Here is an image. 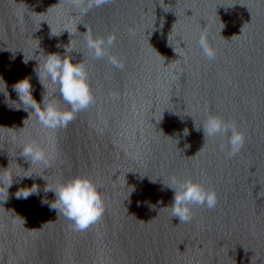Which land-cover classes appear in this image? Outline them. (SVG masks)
Masks as SVG:
<instances>
[{
  "label": "water",
  "instance_id": "1",
  "mask_svg": "<svg viewBox=\"0 0 264 264\" xmlns=\"http://www.w3.org/2000/svg\"><path fill=\"white\" fill-rule=\"evenodd\" d=\"M87 4L0 0V264H264V0H106L82 12ZM109 36L107 54L94 57L86 40ZM68 43L93 103L65 127L44 128L12 85L28 77L39 103L54 86L43 90L36 62L23 58L41 60L42 49L63 56ZM210 114L243 133L234 155L221 148L226 136L197 130ZM29 142L47 168L20 156ZM25 169L49 187L89 177L102 216L74 230L41 203L55 197L40 177H13L6 191L8 174ZM170 177L213 190L215 207L190 205L191 219L179 222L162 185ZM33 183L38 195L16 198Z\"/></svg>",
  "mask_w": 264,
  "mask_h": 264
},
{
  "label": "clouds",
  "instance_id": "2",
  "mask_svg": "<svg viewBox=\"0 0 264 264\" xmlns=\"http://www.w3.org/2000/svg\"><path fill=\"white\" fill-rule=\"evenodd\" d=\"M105 2L106 0H88L87 8L82 9V12H86L92 7H99ZM60 34L61 32L51 35L58 36ZM113 40V36H109L106 39L88 38L86 46L94 57L101 58L107 54V48L112 45ZM69 43L63 46V56L58 52L46 53L42 49L41 60H25L23 58L22 62L25 64L29 60L36 62L33 71L43 90L46 89L45 82L54 86L50 92H47V95L41 94L39 103L33 98L32 85L28 77L19 79L12 85V89L17 94L19 100L18 104L25 105L27 110L25 108L22 109L27 112L31 109L30 111L34 113L38 122L44 128L55 129L57 127H65L75 118L77 113L93 103V96L87 83L85 66L83 63H74L72 61L69 54L73 51L68 47ZM198 43L203 55L208 59H212L215 52L208 46L204 36L200 37ZM57 47H60V45H57ZM40 50L41 48L39 47L36 51L39 52ZM110 59L116 66H120L114 58ZM0 84L3 85L4 89L0 93H7L6 84L2 77H0ZM57 92L68 106L66 109H61L56 102L55 97ZM197 130H202L203 137L226 136V145L222 143L221 148L223 149L227 146L229 156L238 152L244 143V135L236 128L235 124L231 121H225L217 115H208L201 128ZM182 135H188L187 128L182 130ZM187 147L188 145L185 148ZM20 156L27 157V161L30 163L40 162L45 168L49 165L45 152L31 142L22 145ZM27 169H25V175L15 176L11 172L8 174L10 182L7 184L6 191L11 186L13 177H18L20 180L33 177L43 179L40 175L33 176L32 174H27ZM151 182L155 183L156 181ZM46 184L47 182L45 181L42 189L43 192L47 193L51 191L55 199L50 203L41 200V203H47L50 210H55L56 213L59 212L66 219L70 220L74 230L83 231L89 225L97 222L102 216L104 212L103 197L100 194L99 186L89 177L76 175L68 179H62L52 187L46 186ZM162 185L173 192L172 201L168 207L170 208L171 216L178 218L179 222H188L191 219L192 212L190 205H203L209 209L216 205L215 192L211 189H206L202 184L191 179L178 181L175 177H170L169 182L162 183ZM134 190L133 186L129 196ZM39 191L38 185L33 183L30 187L18 189L15 196L17 199H27L31 195H38Z\"/></svg>",
  "mask_w": 264,
  "mask_h": 264
}]
</instances>
